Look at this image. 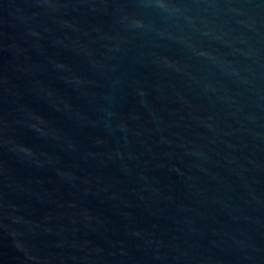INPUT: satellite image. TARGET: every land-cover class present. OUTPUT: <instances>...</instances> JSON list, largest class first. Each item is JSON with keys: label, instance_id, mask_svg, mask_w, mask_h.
I'll return each mask as SVG.
<instances>
[{"label": "water", "instance_id": "obj_1", "mask_svg": "<svg viewBox=\"0 0 264 264\" xmlns=\"http://www.w3.org/2000/svg\"><path fill=\"white\" fill-rule=\"evenodd\" d=\"M0 264H264V0H0Z\"/></svg>", "mask_w": 264, "mask_h": 264}]
</instances>
